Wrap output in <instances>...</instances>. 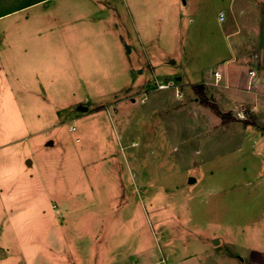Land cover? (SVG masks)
Returning a JSON list of instances; mask_svg holds the SVG:
<instances>
[{"label":"rangeland","instance_id":"rangeland-1","mask_svg":"<svg viewBox=\"0 0 264 264\" xmlns=\"http://www.w3.org/2000/svg\"><path fill=\"white\" fill-rule=\"evenodd\" d=\"M126 1L128 15L106 11L95 23L89 12L83 26L43 30L34 27L45 20L41 7L7 13L18 0H0L9 86L0 97L7 128L26 135L9 146L1 175L14 187L33 174L72 209V218L63 213L69 252L59 263L137 264L139 250L177 246L159 231L225 228L255 244L264 215V82L251 86L248 76L255 70L264 80V0ZM155 78L170 86L158 89ZM197 89L230 119L203 105ZM20 152L34 164L18 166ZM0 226L8 251L0 264H22L9 221ZM45 233L40 249L49 258Z\"/></svg>","mask_w":264,"mask_h":264},{"label":"crops","instance_id":"crops-1","mask_svg":"<svg viewBox=\"0 0 264 264\" xmlns=\"http://www.w3.org/2000/svg\"><path fill=\"white\" fill-rule=\"evenodd\" d=\"M18 2V7L7 13L18 10L27 11L39 6L41 8L35 11L46 13L43 17L45 20L42 23L36 22V25L34 24L35 26H33L45 28L43 30L58 29L65 26H73L74 24L83 26V23H87L92 17L87 14L89 12L94 14L91 19H93L95 23H98L100 19L106 16V11L115 12V10H119L118 13H123L124 11L127 15L129 14V4L126 0H59L58 4L56 1L54 2V0H18ZM57 5L60 7L57 8ZM126 14L124 15V19L127 18ZM218 19L222 20L219 16ZM262 23H264V11ZM261 28L263 29L262 31H264V24L261 25ZM230 37H232V35H230ZM262 37L264 38V34H262ZM55 39L58 40V38ZM18 40V43L22 41L23 45L26 42H31L30 39H26L25 41L23 37L19 39V36ZM0 44H5L4 37H0ZM28 45H33V43ZM26 48L25 50L31 49V47ZM261 48L262 54L258 53L257 57L261 55L260 59H264V44ZM1 59L2 56H0V94L2 95L9 92V86L7 78L8 72L3 69ZM150 66L151 65H149V68L152 70L153 68ZM136 70L139 74L143 73V69L140 67ZM127 71H129L128 76L131 78L136 74L133 68L128 67ZM252 71V75L248 76V83L252 86V82L256 79L254 84L257 83L262 86L261 82L263 83L264 80L259 76L255 78V70ZM23 77V73L20 75L17 74V95L19 92H25ZM155 84L158 85V89H165L170 86L167 82H161L156 78ZM160 84H165V86L160 87ZM2 97H0V221H9L13 234L12 237H15L17 241L18 248H15V251L20 254V258H18L19 260L17 259V262L19 261L22 264H67L66 262L59 263L56 260L64 254L63 252H69L68 248L65 246V240L62 239L60 235V226L66 223L67 217L63 214L65 213L64 211L70 213V215H68L69 218L75 215L72 214V209L67 206L65 200H57V195L52 198L50 194L46 193L43 183L38 184L32 180V177H34L33 174L29 173L28 175H22V181H19L14 187L6 181L4 174L1 175L2 168L6 166V161L9 157V146L19 143L20 140L26 137L24 134H17L18 132L16 130L11 132L7 128L9 122L7 114L4 113V111L8 109V104L7 100H4ZM18 105L19 104H16V108L19 116ZM18 123L21 124L22 121ZM30 134L29 132L28 135ZM52 143V140L47 142L49 145ZM20 158H22V153L18 154V166L24 163V166L27 168L34 164L33 159L29 155L21 160ZM37 178L40 181L39 176H37ZM192 181H195V179ZM36 184L38 185L36 186ZM80 196L81 198L83 197L82 194H80ZM81 200L82 199H80V201ZM61 205H66L67 208H62L60 207ZM44 225H48L46 233L41 229ZM224 227H227V225L225 224ZM67 228L68 226L66 229ZM257 231L255 236L256 239L253 237V240H256L255 244L248 243L246 235H242L245 243H241L242 240H238L239 235L237 236V233L235 236L232 230H226L225 228L222 229V231L216 230L210 234H205L202 229L200 231L186 229L175 236L168 231H159L157 235L158 239L168 243L169 238L175 237L177 246L173 249L170 247L168 249L165 248V250L161 249L158 253L154 251L151 252V248L150 250H139L133 253V255L138 259L137 264H264V215L259 221ZM215 232H219V235H215ZM43 233L46 234L43 243L45 242L49 246V258L44 256V253H41L40 249ZM58 235L60 236L59 240L57 239ZM10 251L9 254H12L14 249H10ZM30 254L32 255L29 256ZM50 254L53 255L50 256ZM6 255H8V251H4L3 249L0 250V260ZM117 260V263L121 261L120 258H117ZM104 264L112 263L109 262ZM126 264L132 263L127 262Z\"/></svg>","mask_w":264,"mask_h":264},{"label":"trees","instance_id":"trees-1","mask_svg":"<svg viewBox=\"0 0 264 264\" xmlns=\"http://www.w3.org/2000/svg\"><path fill=\"white\" fill-rule=\"evenodd\" d=\"M197 90H198L197 93L200 95V101H201V103L203 105L208 106L213 111H215L217 114H220L223 122H226V121H228V119H230V118H228V115L227 114H222L220 112L218 106L215 103L209 101L206 98V96H205L204 92L202 91V89H197Z\"/></svg>","mask_w":264,"mask_h":264},{"label":"built area","instance_id":"built-area-1","mask_svg":"<svg viewBox=\"0 0 264 264\" xmlns=\"http://www.w3.org/2000/svg\"><path fill=\"white\" fill-rule=\"evenodd\" d=\"M223 17H224V14H223V12H221V13L219 14V18H220V19H223ZM163 86H165V84H161V85H160V87H163Z\"/></svg>","mask_w":264,"mask_h":264}]
</instances>
